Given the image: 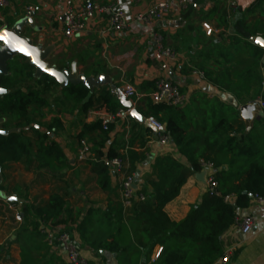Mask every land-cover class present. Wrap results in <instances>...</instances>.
<instances>
[{
  "label": "crops",
  "instance_id": "1",
  "mask_svg": "<svg viewBox=\"0 0 264 264\" xmlns=\"http://www.w3.org/2000/svg\"><path fill=\"white\" fill-rule=\"evenodd\" d=\"M74 1L81 2V0ZM160 1L162 0H145L136 5L132 0H94L97 4L111 5L127 13L130 26L122 33H106L108 17L102 15L88 21L85 33L66 40L62 34L65 0H10L9 7L4 11L0 10V17H5V24L0 23V25L12 28L28 13L34 12L33 27L38 30L28 27L26 36L30 37L35 44L42 41L44 49L52 48V54L48 59L50 66L60 70L75 68L78 75H84L96 81L102 79L101 84L91 91V96H98L102 91H111L112 86L123 91L125 84H131L140 95L144 96L142 99H145L153 92L152 88L146 87L145 84L163 78L178 85L181 91L190 97L188 106H191L193 102L197 104L198 98L203 97L223 105L225 108L221 114H225L231 109L240 111V108L246 104H257L250 122L243 121L250 130H264V115L261 116L264 108L258 104L259 100L263 101L261 96L247 103L239 102L231 94L214 86L207 77L205 80H200L192 73L193 70L206 73L208 70L219 69L222 64H225L223 56H218V62L213 59L214 54L212 57L209 56L210 50L215 47L223 51L222 53L227 56L226 59L232 63L239 61L248 64L252 60L251 49L246 48L244 43L231 44L230 38L236 36L250 41L254 36H250L245 27L252 30L257 27L264 32V0H195L188 11L174 9L163 21L154 23L152 26L134 22L139 12ZM205 22L215 29L214 37H206L202 28ZM256 36L264 38L263 34ZM157 37L166 47L173 49L179 55L177 63L170 62L158 52ZM216 42L222 43L221 47L214 46ZM262 50L264 58V49ZM238 69L242 67L239 66ZM259 70L263 80L261 95H264V64L262 62ZM256 84V79L251 78L250 86L253 88L250 90V96L254 94ZM47 97L51 99L53 96ZM114 97L121 105L117 96L114 95ZM70 109L71 107L66 111L47 114L43 119L44 123H50L54 117H59L63 130L56 132L55 135H59V132L68 133L69 141L61 144L58 140H54L62 146L67 159L71 161L70 170L54 176L50 172L37 171L36 165L29 164L26 160L8 162L3 168L1 167L0 264H69L60 244L56 243L50 247L41 227L39 232L34 231L23 218L26 204H33L35 207L43 206L48 203L53 194L64 198L68 208L75 214V222L61 226L45 224L58 232L69 231L78 241L88 264H129L136 257V247L129 243L127 238L123 245L129 248L127 252L119 256L104 250L91 249L81 242L77 224L85 219L87 214H90L93 219L90 234L94 240H108L109 236L115 233L116 226L109 225L107 220L104 223H97V221L109 212L112 208L111 204H123L122 176L114 174L112 168L111 191L101 190L91 166L79 158L80 144L76 138L83 131L84 124H94L96 121L89 119L88 113H82L81 108L73 114ZM107 110L98 111L107 114L109 113ZM67 111L70 112V116ZM146 118L151 119L148 116ZM144 129H150V133L133 138L134 134ZM43 131H46V128ZM99 134L95 132L85 137L92 149L94 140ZM55 135L52 137L55 138ZM110 148H115L122 154L133 150L145 153L149 157L148 162L139 165V188L150 180H156L153 163L157 157L169 155L181 164L190 166L172 141L167 146L161 145L156 138L155 129L131 117L126 123L119 122L112 125L104 151ZM205 194V183L198 181L196 175L192 176L181 188L179 196L165 206V212L173 222H180L188 216L194 205L201 203ZM14 196L24 200L25 203L10 204L9 197ZM155 204L156 202H153V206ZM131 210L132 207L124 208L125 213L128 214ZM245 214H251L256 219V227L251 234L243 236L240 229L234 225L223 236L225 252L234 251L231 264H264V205L258 204L253 199L248 209L238 210V216ZM17 215L22 216V223L16 221ZM159 247L162 246L153 248L151 263L155 262L153 255ZM146 258V252H143L141 264H144Z\"/></svg>",
  "mask_w": 264,
  "mask_h": 264
},
{
  "label": "trees",
  "instance_id": "2",
  "mask_svg": "<svg viewBox=\"0 0 264 264\" xmlns=\"http://www.w3.org/2000/svg\"><path fill=\"white\" fill-rule=\"evenodd\" d=\"M245 30L250 36H264L263 30L257 27L253 30L245 27ZM230 40L233 45L244 43L246 48L251 49L252 60L248 64L239 61L232 63L226 59L223 51L212 48L209 56L214 54L215 62H218V56H223L227 65L208 70L205 76L214 86L231 94L239 102L247 103L261 96L264 103V95H261L263 80L259 70L263 50L249 40L236 36ZM216 45L221 47L222 43L216 42ZM239 66L242 69H238ZM251 78H255L257 83L254 87L257 93L255 98L249 95L253 88L250 86ZM1 85L7 91V94L0 96V119L7 120L2 128L12 131L0 136L2 168L8 162L26 160L29 164H35L39 172L60 175L72 168L62 146L52 137L63 130V125L57 116L50 123H44L46 115L66 111L70 107L71 114L79 108L84 114L90 110L108 109L110 113H115L123 109L111 91H102L87 101L90 91L83 85H69L61 89L53 78L42 76L36 79L34 68L25 58L9 65V74L2 77ZM145 85L155 90V82ZM55 88L60 89L61 95H53L49 99L47 96ZM197 104L193 102L191 106L178 109L155 104L149 97L139 101L138 112L165 126L166 135L190 166L181 164L169 155L155 158L153 167L156 180H150L138 189L139 193L145 195L146 201L134 202L130 214L125 213L123 204H111L109 212L97 221L104 223L107 220L109 225L116 226L109 241L93 239L90 234L93 219L87 214L77 224V232L84 246L119 256L129 248L123 245L127 238L136 247V257L129 264H141L143 252L147 257L144 264H216L225 255L223 236L235 225L238 210L248 209L256 197L264 198V130H250L238 109L221 114L225 108L223 105L203 97L198 98ZM112 125L109 124L108 129L104 130L101 121L84 124L83 131L76 136L80 144L87 135L100 133L94 140L95 160L87 163L97 176L98 186L105 192L111 191L110 162L113 159H121L126 166L125 173L137 176L139 165L149 160L145 153L133 150L122 154L110 148L105 152ZM44 128L46 131H43ZM28 131L34 132L33 141L25 134ZM148 133L150 129L140 130L133 138ZM201 160L212 162L219 170L216 175L219 185L217 194L206 193L201 203L194 205L184 220L173 222L165 212V206L179 196L190 177L201 172ZM232 195L235 197L233 205L225 202V198ZM250 195H253V199ZM153 202H156L154 206ZM74 216L64 198L58 194H53L48 203L40 207L26 204L23 212L24 221L38 232L43 222L52 226L69 225L75 222ZM158 245L164 251L157 261L151 263L152 250Z\"/></svg>",
  "mask_w": 264,
  "mask_h": 264
},
{
  "label": "built area",
  "instance_id": "3",
  "mask_svg": "<svg viewBox=\"0 0 264 264\" xmlns=\"http://www.w3.org/2000/svg\"><path fill=\"white\" fill-rule=\"evenodd\" d=\"M134 4L138 5L145 0H132ZM195 0H162L154 3L146 9L139 12L134 22L144 26H152L154 23L163 21L169 16L174 9L186 12L189 10ZM10 5V0H0V10L4 11ZM105 15L108 17L106 33H122L129 29L130 19L127 13L123 10L116 9L114 6L101 5L94 2V0H81L77 3L74 0H65V7L63 10V27L62 34L66 40L74 39L82 35L87 30L88 21L96 18L97 16ZM0 23L5 24V17H0ZM7 26L0 25V31ZM202 28L207 38L215 36V29L207 22L202 24ZM158 52L166 57L170 62L177 63L179 55L171 48L166 47L162 40L157 37L156 39ZM193 75L200 80H205L206 76L203 72L193 70ZM124 96L133 102L134 107H137L139 101L144 98L140 95L137 89L131 84H125L123 87ZM153 103L163 104L178 109L186 108L190 103V97L183 93L178 85L175 83L159 78L155 82V90L148 96ZM261 108H264L263 101H258ZM131 110L120 109L115 113H99L96 110L88 111V117L91 120L101 121L104 130L108 129L109 124H116L119 122L126 123L130 119ZM151 125L156 131V138L158 142L167 146L170 143L169 136L166 135L165 126L160 122L150 119ZM79 158L82 162L95 160L93 149L87 140L80 143ZM111 167L114 169V174L122 176L121 189L123 194L124 208H131L134 202H144L146 197L144 194L139 193V185L136 181L137 175H129L125 173L126 166L121 159H113L110 162ZM201 172L205 174L206 193L214 195L217 194L218 182L216 179L217 172L219 171L212 162L201 160ZM200 172V173H201ZM136 187V188H135ZM258 204L264 205V198H254ZM225 202L233 205L235 197L228 196ZM12 208V206H11ZM16 221L22 223L21 215L16 216ZM235 225L240 229L243 236L251 234L256 227V219L251 214L238 216ZM41 231L45 235L46 241L50 247L59 243L63 252L65 253L69 264H88L87 259L83 256L81 247L75 237L66 230L55 231L47 227L45 223L41 226ZM163 247H159L153 255V261H157L163 253ZM234 251H226L225 255L216 264H230Z\"/></svg>",
  "mask_w": 264,
  "mask_h": 264
},
{
  "label": "water",
  "instance_id": "4",
  "mask_svg": "<svg viewBox=\"0 0 264 264\" xmlns=\"http://www.w3.org/2000/svg\"><path fill=\"white\" fill-rule=\"evenodd\" d=\"M34 14H35L34 12L28 13L24 19L19 20L17 23H15V25L12 28L4 27L0 31V34H2L4 30H6L11 35L16 36L18 39L24 40L25 43L28 45L29 49L36 50V52L38 53V59L40 60L41 63L45 65V68L50 67L51 69L55 70L57 74L61 76V79L57 80L56 77L50 75L49 72L44 71L43 69H40L36 64L32 63L30 57L25 56L23 53L18 52L14 50L13 48L8 47V45H5L3 41H0V89H4L1 85V79L2 77L7 76L9 74V65L19 58H25L26 60H28L29 64L34 68L36 79H39L42 76H48L50 78L55 79L61 88H65L69 85H72V86L83 85L91 93V91L95 87H98L101 84L102 79H99L96 81L90 77H86L84 75H78L77 70L75 68H72L71 70H68V69L60 70L55 66H50L48 63V59L52 54V48L49 47V48L44 49V43L42 41L39 44H35L34 41L30 37L26 36V31L28 27H32L35 31L38 30L33 27ZM257 40L261 41V43L260 44L256 43ZM250 42L264 49V38H262L261 36L251 37ZM262 64H264V58L262 60ZM111 91L114 95L117 96V98L119 99L124 109L131 110L130 116L132 119H134L135 121L141 124H145L147 127H150L151 129L154 130V127L151 125L150 119H147L145 116L141 115L138 112V110L134 107L133 102L131 100H128L123 95V91L121 89L112 86ZM5 94H7V91L5 89L3 92H0V96H4ZM90 98H91V94L88 96L87 101ZM255 107H257V104H246L240 108L241 117L245 122L249 123L250 120L253 118L252 112L255 109ZM133 112H135L137 116H139L140 118L138 119L137 116H133L132 115ZM263 115L264 113L261 112V116ZM1 123H2V119H0V124ZM3 132L5 134L0 135V136H5L12 131H3ZM0 172H1V165H0ZM204 177H205V174L203 172L196 174V179L202 183H205ZM136 181L137 183H139L138 178L136 179ZM250 197L253 199V195H250ZM15 198L16 199L14 200L9 199V203L10 204H20V205L25 203L24 200L18 197H15Z\"/></svg>",
  "mask_w": 264,
  "mask_h": 264
},
{
  "label": "snow or ice",
  "instance_id": "5",
  "mask_svg": "<svg viewBox=\"0 0 264 264\" xmlns=\"http://www.w3.org/2000/svg\"><path fill=\"white\" fill-rule=\"evenodd\" d=\"M0 41H3L5 45H8V47L13 48L14 50L23 53L25 56L30 57L31 62L36 64L40 69H43L44 71L49 72L50 75L56 77L57 80L61 79V76L57 74V72L53 69L45 68V65L40 62L38 59V53L35 49H29L28 45L25 43L24 40L18 39L16 36L11 35L6 30L0 34ZM256 43L260 44L261 41L257 40ZM4 89H0V92H3ZM133 116H137L135 112L132 113ZM139 119L140 117L137 116ZM5 133L0 130V135H4ZM9 199H16L15 197H9Z\"/></svg>",
  "mask_w": 264,
  "mask_h": 264
},
{
  "label": "rangeland",
  "instance_id": "6",
  "mask_svg": "<svg viewBox=\"0 0 264 264\" xmlns=\"http://www.w3.org/2000/svg\"><path fill=\"white\" fill-rule=\"evenodd\" d=\"M255 90V89H254ZM48 95V94H47ZM49 95H51V96H59V95H61V91H60V89L59 88H55L54 90H53V93H50ZM257 96V93H256V91H254V94L251 96L252 98H255ZM66 99V98H65ZM68 113V115L70 116V112L69 111H67ZM5 123H7V120L6 119H3L2 118V123L0 124V130H3V128H2V125L3 124H5ZM9 125V124H8ZM10 130H13V129H10ZM26 135H27V137L28 138H30L32 141L35 139V134H34V132H32V131H28V132H26L25 133ZM59 135H55V138L54 139H56V140H58L61 144H63L64 143V141H69V138H68V133H66V132H59L58 133ZM231 264V263H230Z\"/></svg>",
  "mask_w": 264,
  "mask_h": 264
}]
</instances>
